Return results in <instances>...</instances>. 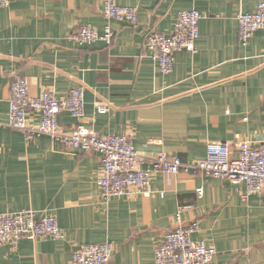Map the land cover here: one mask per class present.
<instances>
[{
	"label": "crops",
	"instance_id": "obj_1",
	"mask_svg": "<svg viewBox=\"0 0 264 264\" xmlns=\"http://www.w3.org/2000/svg\"><path fill=\"white\" fill-rule=\"evenodd\" d=\"M261 0H117L137 8L138 20L109 18L104 0H11L0 6V212L34 208L57 216L62 238H22L0 245V264H74L82 243L110 241L107 264H154L155 248L180 219L199 221L192 234L215 245L214 264H264V191L243 181L181 170L152 175L151 192L101 197L98 152L67 150L42 134L26 141L9 124L11 82L25 76L30 94L72 87L85 91L82 121L99 134H127L141 153L166 152L185 161L206 156L207 143L264 140V29L239 38L240 12ZM195 8L196 49L175 54L162 72L145 46L150 29L170 32L180 10ZM84 23L110 42L80 43L67 35ZM104 104L106 111H99ZM61 128L73 130L68 111ZM238 152V151H237ZM237 152L235 155H237ZM204 194L197 196V186Z\"/></svg>",
	"mask_w": 264,
	"mask_h": 264
},
{
	"label": "built area",
	"instance_id": "obj_2",
	"mask_svg": "<svg viewBox=\"0 0 264 264\" xmlns=\"http://www.w3.org/2000/svg\"><path fill=\"white\" fill-rule=\"evenodd\" d=\"M11 0H0V6H9ZM107 17L137 22V8L120 5L117 0H104ZM203 13L195 8L180 10L173 29L162 32L150 29L146 34L145 46L148 54L166 73L174 66L175 54L184 49L195 50L199 36V22ZM239 38L246 44L257 29H264V0L251 12H240ZM114 31L109 24L100 33L91 23H84L71 31L67 38L80 43L97 40L110 42ZM9 124L20 129L26 141L42 134H49L61 141L67 150L98 152L102 167L98 178L101 197L108 201L112 196L127 194L135 187L137 191L150 194L152 175L157 172L177 173L181 170L218 176L231 182H245L248 193L264 191V140L253 144L249 139L234 141L219 140L207 143L206 156L198 160H183L179 155L159 152L146 155L137 150L133 138L127 134H99L85 125V91L81 86L72 87L66 94L57 95L52 89L40 94H30V82L20 76L10 85ZM68 111L77 120L73 130L61 128L58 115ZM99 111H106L104 104ZM238 151V152H237ZM237 152V155L235 153ZM198 197L203 196L204 187L197 186ZM178 211V223L166 231L155 248L154 264H214L217 249L214 244L194 239L192 234L199 229V221L183 222ZM64 233L56 215L38 214L34 208L0 212V245L9 244L16 248L22 238H62ZM114 244L110 241L82 243L72 254L74 264H107L113 255ZM230 264H245L234 261Z\"/></svg>",
	"mask_w": 264,
	"mask_h": 264
}]
</instances>
